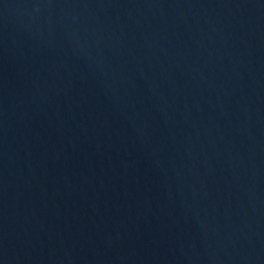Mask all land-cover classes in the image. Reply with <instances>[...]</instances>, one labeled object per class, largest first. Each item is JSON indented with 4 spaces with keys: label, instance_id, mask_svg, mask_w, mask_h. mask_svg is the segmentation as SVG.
<instances>
[{
    "label": "water",
    "instance_id": "1",
    "mask_svg": "<svg viewBox=\"0 0 264 264\" xmlns=\"http://www.w3.org/2000/svg\"><path fill=\"white\" fill-rule=\"evenodd\" d=\"M0 264H264V0H0Z\"/></svg>",
    "mask_w": 264,
    "mask_h": 264
}]
</instances>
